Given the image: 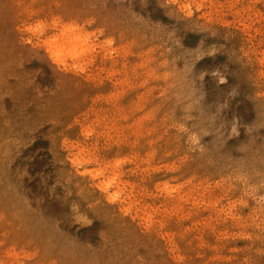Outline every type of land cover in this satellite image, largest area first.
Here are the masks:
<instances>
[{"label": "rangeland", "instance_id": "374dc122", "mask_svg": "<svg viewBox=\"0 0 264 264\" xmlns=\"http://www.w3.org/2000/svg\"><path fill=\"white\" fill-rule=\"evenodd\" d=\"M0 264H264V0H0Z\"/></svg>", "mask_w": 264, "mask_h": 264}]
</instances>
